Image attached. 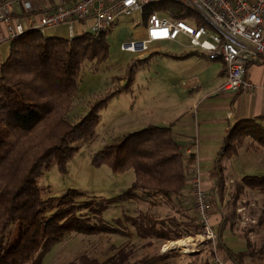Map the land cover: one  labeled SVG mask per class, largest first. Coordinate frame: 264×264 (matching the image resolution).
Returning <instances> with one entry per match:
<instances>
[{
    "label": "trees",
    "instance_id": "obj_1",
    "mask_svg": "<svg viewBox=\"0 0 264 264\" xmlns=\"http://www.w3.org/2000/svg\"><path fill=\"white\" fill-rule=\"evenodd\" d=\"M155 8L161 14L183 19L190 14L180 4L164 2L148 6L142 19ZM107 54L104 33L95 36L82 31L64 38L31 30L10 39L8 53L0 63V264H39L54 244L72 232L123 233L119 218L117 226L102 218L105 209L122 197L144 198L150 207L159 202L174 207L188 192V161L171 127L147 125L104 145L92 157L95 165L105 163L113 172L133 170V181L121 195L89 197L69 189L58 197L41 196L36 179L42 170L52 160L63 169L76 149L73 143L89 142L95 137L97 112L113 92L90 104L77 121H71L68 113L77 90L80 64L84 60L104 61ZM247 136L257 150L264 148V129L257 120L242 119L228 126L209 172L215 178V187L223 183L222 158L237 152ZM248 177L247 185L264 194V175ZM208 199L211 209L217 207L213 194ZM124 218L140 238L174 240L201 231L198 219L187 214L159 217L145 212ZM263 223L264 216L260 214L257 224ZM13 227L19 236L9 247L8 233ZM254 229L248 225L243 231L247 235ZM217 234V249L233 264H244L249 255L264 258V239L257 247L247 239V251H234L222 241L220 232ZM209 247L207 252L213 258ZM135 253L136 246L130 243L103 262L81 253L68 264H150L155 259H133Z\"/></svg>",
    "mask_w": 264,
    "mask_h": 264
},
{
    "label": "rangeland",
    "instance_id": "obj_2",
    "mask_svg": "<svg viewBox=\"0 0 264 264\" xmlns=\"http://www.w3.org/2000/svg\"><path fill=\"white\" fill-rule=\"evenodd\" d=\"M90 25V19L81 23L76 22L74 34L82 31L89 32ZM143 27L144 20L139 12L119 16L111 29L104 33L108 41L106 59L100 62L84 60L80 64L77 90L72 96L71 109L68 113L71 121L79 120L90 104L107 93L113 92V95L97 112L95 137L89 142L75 141L73 145L76 149L63 169L52 160L49 167L43 169L37 177L36 182L43 198L61 196L69 189L77 190L89 197L116 198L133 181V170L113 172L105 163L95 165L92 161L95 152L126 133L140 130L147 125H160L158 123H163L176 114L184 112L193 116L196 112L193 107L186 106L185 100L189 97L182 81L184 75L182 64L185 61L180 60L181 57H179L185 54V51H192L193 48L180 35L175 40L162 41L159 49L139 57L134 53L121 50L120 44L140 36ZM43 35L70 38L65 24L48 27ZM5 44H0V48H3ZM175 98L180 100V103H177ZM262 128L264 129V125ZM171 129H173L171 132L175 131L176 127L171 126ZM254 143L253 139L247 136L241 147L247 148L254 154V157L246 163L240 161L241 153L236 157L231 156L237 167L244 168V172L240 175L243 178H240L246 184L250 181L248 176L264 175V148L259 147L261 149L257 150ZM250 192L247 196H239L238 200L237 198L232 200L235 202V209L239 216L235 226L239 228L254 226L253 233L248 232L247 236L257 247L264 239V223L261 226L257 224L258 216L260 214L264 216V194L257 189H252ZM134 199L138 200L137 197ZM136 200L122 197L102 213L103 220L114 226H117L116 219L119 218L124 226L123 233L85 235L72 232L54 244L39 264H68L81 253H87L103 262L123 245L133 241L140 242L124 215H136L137 207H143L146 212L152 213V208L145 202ZM209 221L211 223V215ZM14 227L8 233L9 247L19 236ZM194 234L187 236H194ZM199 246L201 245L191 247ZM204 249L208 251L207 246ZM193 251L194 249H189L182 252ZM137 257L139 255L135 253L133 259ZM212 259V256H208L209 262ZM160 263L155 260L151 264Z\"/></svg>",
    "mask_w": 264,
    "mask_h": 264
},
{
    "label": "built area",
    "instance_id": "obj_3",
    "mask_svg": "<svg viewBox=\"0 0 264 264\" xmlns=\"http://www.w3.org/2000/svg\"><path fill=\"white\" fill-rule=\"evenodd\" d=\"M164 2L180 4L190 14L183 19L152 9L146 15L142 34L120 44V49L139 57L156 50L162 41L181 35L206 58L223 62L225 80L220 92L250 88L245 78L247 65L264 56V0H2L0 22L8 24L10 39L31 30L43 34L46 28L60 24L67 26L71 38L74 24L90 19V32L97 36L110 30L119 16L134 12L142 15L148 6ZM16 6L24 12L23 22L13 16ZM187 182L201 231L187 236L193 241L184 242L180 250H189L196 242H210L215 250L209 195L196 157L188 163ZM212 260L214 264H229L217 252Z\"/></svg>",
    "mask_w": 264,
    "mask_h": 264
},
{
    "label": "crops",
    "instance_id": "obj_4",
    "mask_svg": "<svg viewBox=\"0 0 264 264\" xmlns=\"http://www.w3.org/2000/svg\"><path fill=\"white\" fill-rule=\"evenodd\" d=\"M23 15L22 8L16 6L13 16L19 17L23 22ZM262 27L264 30V11ZM8 34V24L0 22V44L10 43ZM8 45L5 44L3 48H0V63L8 53ZM159 48L160 45L156 49ZM179 57H181L180 60L185 61L182 64V73L184 74L182 81L189 97L185 100L186 106L193 107L196 112L193 113V116L189 113L184 114V112L173 115L163 123H158L160 124L158 126L176 127L175 131H172L173 137L185 159L189 161L193 157L197 158L199 166H201L203 187L208 195H214L217 205L211 209L210 213L215 235L217 236V232H220L222 241L232 250L247 251V239L253 245L254 243L247 236L248 234H244L243 228L235 226V221L239 216L235 209V202L232 200L235 198L238 200L239 196L249 195L252 189L244 183L243 179L241 180L243 177L240 175L244 172V168L237 167L232 157L241 153L240 161L246 163L254 157V154L247 148H240L232 154L233 156L223 157L221 160L222 186L215 187V178L211 177L209 172L229 125L242 119L257 120L261 125H264V56L247 65L245 78L250 83V88H241L234 92H220L219 90L225 80L224 64L219 58L210 60L195 49L185 51V54ZM175 99L177 103H180V100ZM191 149L195 150L194 154L190 153ZM186 190L188 192H186L183 201L177 202L174 207L164 202L153 204L151 206L153 215L157 214L156 216L162 217L164 215L184 216L187 214L197 219L189 185ZM139 200L147 204L144 198H138L136 201ZM136 212V215L142 214L146 212V209L137 207ZM251 232L253 233V231ZM138 238L140 242L133 241V243L139 257L154 256V261H160V264H214L213 260L209 262L208 256L211 255L204 249L207 246L210 250V242H196L191 246H201L193 248L190 246L189 249H194V251L183 253L180 250L181 245L184 242L193 241L187 235L174 240L158 237ZM216 239L215 250L211 245L213 253L217 252L229 264H233L217 249ZM244 264H264V258L249 255L245 257Z\"/></svg>",
    "mask_w": 264,
    "mask_h": 264
},
{
    "label": "bare ground",
    "instance_id": "obj_5",
    "mask_svg": "<svg viewBox=\"0 0 264 264\" xmlns=\"http://www.w3.org/2000/svg\"><path fill=\"white\" fill-rule=\"evenodd\" d=\"M179 243V242H178Z\"/></svg>",
    "mask_w": 264,
    "mask_h": 264
}]
</instances>
